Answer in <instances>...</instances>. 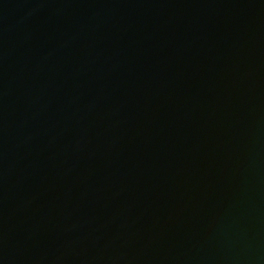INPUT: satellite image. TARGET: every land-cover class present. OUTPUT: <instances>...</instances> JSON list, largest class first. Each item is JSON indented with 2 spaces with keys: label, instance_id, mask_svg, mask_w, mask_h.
Instances as JSON below:
<instances>
[{
  "label": "water",
  "instance_id": "1",
  "mask_svg": "<svg viewBox=\"0 0 264 264\" xmlns=\"http://www.w3.org/2000/svg\"><path fill=\"white\" fill-rule=\"evenodd\" d=\"M0 264H264V0H0Z\"/></svg>",
  "mask_w": 264,
  "mask_h": 264
}]
</instances>
